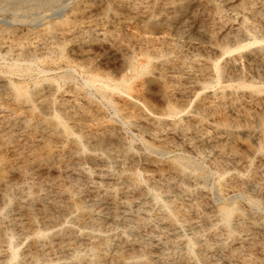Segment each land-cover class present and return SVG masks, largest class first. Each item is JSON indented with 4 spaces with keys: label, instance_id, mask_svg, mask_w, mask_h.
<instances>
[{
    "label": "rangeland",
    "instance_id": "374dc122",
    "mask_svg": "<svg viewBox=\"0 0 264 264\" xmlns=\"http://www.w3.org/2000/svg\"><path fill=\"white\" fill-rule=\"evenodd\" d=\"M165 2L0 0V264H264V0Z\"/></svg>",
    "mask_w": 264,
    "mask_h": 264
},
{
    "label": "bare ground",
    "instance_id": "6f19581e",
    "mask_svg": "<svg viewBox=\"0 0 264 264\" xmlns=\"http://www.w3.org/2000/svg\"><path fill=\"white\" fill-rule=\"evenodd\" d=\"M174 2V0H166V2L165 3H173ZM49 28H50V30H53V29H55L56 28V26H55V24H53V25H50L49 26ZM2 33V31H0V34ZM237 47L238 46H240V47H242L243 46V44L241 45V43H239V41H237V45H236ZM221 50L223 51V52H227L228 50H229V47L228 46H221ZM134 62H135V60H134ZM136 63V62H135ZM24 67V66H23ZM23 67H21V66H19V65H17V67L16 66H14V67H12L11 69V71H20V72H23V71H27V70H29V66H26L25 67V69H23ZM129 67L132 69V70H135V71H138V67L135 65V64H133V62H130L129 63ZM129 67H128V69H129ZM148 66L146 65H144V69H146ZM130 70V69H129ZM131 70V71H132ZM150 70V69H149ZM152 70V69H151ZM151 70H150V72H151ZM133 72V71H132ZM217 72L218 73H220V71H219V67H218V70H217ZM142 73V72H141ZM148 74V73H147ZM92 75H93V72H92ZM96 75V74H95ZM116 86V85H115ZM14 88H15V93H16V97L18 98V99H20V100H22V99H24V100H26V99H30V95H29V93H27L26 91H22V89H20V88H18V87H15V86H13ZM113 89V88H112ZM114 90V89H113ZM116 90V89H115ZM109 92H111V91H109ZM104 93V92H103ZM108 94V93H107ZM113 95V94H112ZM110 97V96H109ZM111 98V97H110ZM170 113L171 114H173V113H177V110L175 109V108H170ZM59 122V121H58ZM58 124V123H57ZM177 163L179 164L180 163V161L179 160H177ZM235 210V208H231V209H229L228 210V214L230 215L231 213H233V211Z\"/></svg>",
    "mask_w": 264,
    "mask_h": 264
}]
</instances>
